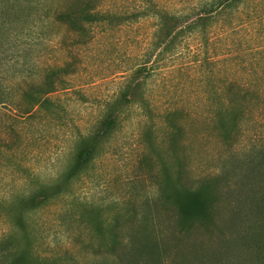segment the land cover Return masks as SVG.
I'll list each match as a JSON object with an SVG mask.
<instances>
[{
	"label": "rangeland",
	"instance_id": "obj_1",
	"mask_svg": "<svg viewBox=\"0 0 264 264\" xmlns=\"http://www.w3.org/2000/svg\"><path fill=\"white\" fill-rule=\"evenodd\" d=\"M74 1L0 0V81L16 101L0 104V240L12 235L11 264H115L116 232L122 240L153 239L140 250H149V264H162L152 256L179 230L180 171L194 184L228 173L244 189L239 180L250 170L242 161L264 150V30L248 23L187 31L162 54L157 18L133 20L144 0H103L106 13L121 17L84 32L55 17ZM156 1L177 12L195 0ZM229 16L222 22L240 19ZM58 67L68 72L48 95L52 104L24 113V92ZM126 90L134 99H123L116 129L72 175L78 144ZM229 96L246 109L232 143L220 123L233 108ZM252 171V191L261 198L264 170ZM235 198L223 197L211 225L197 223L183 250L166 254L163 264H264L262 244L259 252L239 240V227L261 231V222L254 227L245 218L253 202L238 214Z\"/></svg>",
	"mask_w": 264,
	"mask_h": 264
},
{
	"label": "trees",
	"instance_id": "obj_2",
	"mask_svg": "<svg viewBox=\"0 0 264 264\" xmlns=\"http://www.w3.org/2000/svg\"><path fill=\"white\" fill-rule=\"evenodd\" d=\"M103 0H75L73 4L66 10L55 11V17L61 22H65L71 29L75 31H86V29L94 24L100 23L107 18L117 17L113 13H106L103 6ZM134 12L136 13L133 18L134 21L145 18L146 16H154L157 18L156 23V40L155 49L162 48L159 52L166 54V49H176L178 43L181 41V34L187 31L195 32L198 29L201 31H208L209 28L224 25L225 28L235 29L243 27L248 23H252L257 32L264 30V0H195L187 8L178 10L177 12H170L168 9L162 7L156 0H144L142 6H136ZM133 15V14H132ZM227 15L229 17L240 19L232 21L230 24H226L225 21ZM259 48L264 49V35L259 38ZM66 67L52 68L45 75L43 82L35 84L32 89H27L24 92V98L30 100L29 105L24 109V113L32 115L37 108L45 103V106L51 105V98L49 94L57 90L58 84L64 81L63 75L67 73ZM9 87L5 85L3 81H0V104L15 103V98L8 92ZM128 91H124L122 97L110 104L107 108L105 117L98 122L95 129L88 135L84 136L81 142L78 144L77 160L73 166L74 170L72 175H76V170L84 163L90 161L97 153H100L104 141L111 136L117 126V121L124 105L123 99L126 104H129L133 97L129 98ZM45 96V98H44ZM236 98L229 96L228 105L233 107L229 110V114L223 116L220 120L221 129L224 132V139L228 143L234 141L233 134H236L239 120L244 117L246 112L245 106L236 105ZM171 119V117L169 116ZM176 131L172 133V142L174 147L177 146L178 134L180 131V125L175 126ZM177 143V144H176ZM0 141V148L2 146ZM80 147V148H79ZM175 151V150H174ZM179 160V159H178ZM241 164L242 167H248L250 170L248 173L244 171L243 177H240L239 182L245 186L248 190L235 187L227 176L228 173L214 177L212 179H199L198 184H194L187 181L183 173L177 176L178 187L180 188L179 194L180 199L176 200V206L178 207L177 219L175 225H180L178 232H175L176 236L173 241L169 240L166 242L159 241L162 249L159 251L154 245V258L161 259L163 264L164 258L171 251H176L179 254L184 248L182 241L185 236L191 235L194 232V226L199 223L202 225H211L213 218H215L216 212L219 210L220 203L223 197L232 196L236 197L235 200H239L240 204L236 207L235 212L241 213L245 210L250 202L252 208L250 213L248 212L245 216L248 221H252L251 226H258L261 231L256 230L253 232H245L239 227V238H235L241 241H245L251 248L257 249L256 244L263 245L264 249V196L257 198L253 192V185L257 183L252 180L251 172L252 169H259L260 173L263 174L264 168V150L256 149L251 153L247 159ZM233 169V168H232ZM250 173V174H249ZM238 174V173H237ZM237 216V215H236ZM249 218V219H248ZM206 223V224H205ZM263 223V224H262ZM253 227V228H254ZM253 230V229H252ZM251 235V240L247 241V238ZM12 235H8L0 240V264H11L9 257L12 252V248L9 244ZM140 237L134 235L132 239L122 240L116 232H114V239L112 247L114 252L121 251L118 255V259L115 264H149L150 254L147 251H141V247L145 246L149 248L153 239H148L142 242ZM238 240V242H239ZM166 241V240H165ZM144 243V244H142ZM172 245L173 248L169 245ZM141 245V246H140ZM181 246L180 248H178ZM245 247L248 248L247 245ZM164 249V251H163ZM163 251V252H162ZM143 252V253H140ZM144 254V255H139ZM167 254V255H166ZM142 257V258H140ZM153 259V258H152ZM156 259L154 262H157ZM152 260V261H153ZM212 261L206 264H235L234 260L222 262ZM264 262V260H263ZM174 259L170 264H175ZM205 264V263H204Z\"/></svg>",
	"mask_w": 264,
	"mask_h": 264
}]
</instances>
